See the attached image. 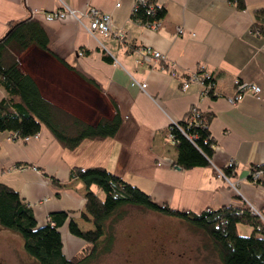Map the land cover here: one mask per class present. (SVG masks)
Masks as SVG:
<instances>
[{
  "label": "crops",
  "instance_id": "obj_1",
  "mask_svg": "<svg viewBox=\"0 0 264 264\" xmlns=\"http://www.w3.org/2000/svg\"><path fill=\"white\" fill-rule=\"evenodd\" d=\"M134 1L0 0V38L7 23L34 17L43 25L50 50L73 67L37 46L18 55L21 68L45 99L90 124L114 113L121 118L113 137L84 139L71 150L45 126L26 141H13L0 131V183L17 191L38 226L53 212H67L58 227L65 257L77 253L84 243L67 230L68 218L81 228L89 226L79 218L85 186L69 178L73 167H104L149 194L155 203L184 212L241 202L255 209L264 205V186L248 180L250 166L264 163V38L252 32L264 0H242L241 9L235 0H151L165 10L154 30L131 19ZM61 4L75 10L101 9L111 15L113 27L126 35L122 42L92 35L70 17L44 22L41 13ZM33 10L38 13L32 14ZM144 46L160 51L165 62L133 63L134 50ZM197 69L212 76L214 97L204 94L196 82L181 88ZM234 79L257 84L259 97L245 92L231 105L225 97L236 92ZM132 81L146 86L140 89ZM5 95L0 85V99ZM191 106L213 115L209 130L215 151L210 165L182 170L172 165L175 150L167 126L179 121ZM229 163L239 195L214 173L213 166L223 168Z\"/></svg>",
  "mask_w": 264,
  "mask_h": 264
},
{
  "label": "trees",
  "instance_id": "obj_2",
  "mask_svg": "<svg viewBox=\"0 0 264 264\" xmlns=\"http://www.w3.org/2000/svg\"><path fill=\"white\" fill-rule=\"evenodd\" d=\"M146 2L151 5V12L147 11L146 4L138 6L132 11L131 19L142 23L161 20L164 8L154 1ZM235 2L238 9L243 8L242 0ZM7 24L0 38V85L6 91L0 99V131L7 132L9 138L16 134V139H23L37 135L40 127L45 126L60 145L70 150L84 139L94 141L113 137L121 123L118 113L110 118H100L93 124L80 120L45 99L33 78L21 68L18 55L30 46H37L73 69L50 50L42 23L34 17H25ZM252 25V32L264 38V8L256 12ZM81 51L88 53L87 50ZM103 58L111 60L105 54ZM196 71L201 75L202 92L206 89L203 93L214 97L212 76L202 69ZM183 115L179 121L167 126L168 138L175 150L172 165L182 170L210 165L215 151V139L209 130L213 115L194 106ZM259 167L263 168L261 180L264 184L262 163L250 166V171ZM221 169L224 175L232 177L234 168L230 163ZM68 175L70 179H79L85 186L84 209L79 218L89 224L84 229L76 220L68 218L67 230L84 242L70 257H65L62 252L58 230L67 219V212H53L43 226H38L33 211L17 191L0 183V227L20 235L24 253L36 264H83L100 253L110 252L115 242L113 225L124 217L122 208L130 205L186 219L209 238L221 264H264V205L256 209L258 213L251 211L244 202L238 206L228 204L206 207L196 213L184 212L171 209L165 203H155L149 194L101 166L73 167ZM240 223L251 228L249 235L237 233Z\"/></svg>",
  "mask_w": 264,
  "mask_h": 264
},
{
  "label": "rangeland",
  "instance_id": "obj_3",
  "mask_svg": "<svg viewBox=\"0 0 264 264\" xmlns=\"http://www.w3.org/2000/svg\"><path fill=\"white\" fill-rule=\"evenodd\" d=\"M122 209L124 217L113 225L110 252L83 264H221L209 238L186 219L135 205ZM250 231L247 225L237 226L241 235ZM0 264H36L24 253L20 235L1 227Z\"/></svg>",
  "mask_w": 264,
  "mask_h": 264
},
{
  "label": "built area",
  "instance_id": "obj_4",
  "mask_svg": "<svg viewBox=\"0 0 264 264\" xmlns=\"http://www.w3.org/2000/svg\"><path fill=\"white\" fill-rule=\"evenodd\" d=\"M146 4L147 11L151 12L152 7L150 4H147L146 0H135L132 5V11L136 9L138 6H142ZM38 12L36 10H33L32 14H37ZM43 21H54L55 19L62 20L66 17L72 18L74 21H78L80 24H82L84 30L92 35L97 34L101 35L104 38H113L117 41L122 42L123 38L125 37V32L120 29H116L113 27V20L111 19V15L108 13L102 11L101 9H97L93 6H88L85 10H75L71 8L69 5L61 4L60 7L55 8V10L51 12H44L41 13ZM136 23L145 26L149 29L154 30L155 28L159 27L160 25V19H154L151 21H145L141 22L138 19H133ZM182 29L177 27V33H181ZM135 56L133 59V63L138 65H156V63H161L162 61L165 62V56L158 50H154L150 47H138L134 50ZM191 82H196L197 84L203 86V82H201V75L190 74L189 77L186 80L182 81L181 88L185 89L189 86ZM133 85L137 84L140 89L145 88V84L138 83L136 81H132ZM234 87H235V93L234 95L226 96L225 99L227 102H229L231 105H234L235 102L242 98V96L245 94V92H250L255 97H259L260 88L259 86L254 83H250L247 81H241L239 79H234ZM206 89H204L203 92H205ZM37 135H34L33 137H36ZM28 137H24L23 139H16V134L12 135V138H10L13 141H26L28 140ZM264 166V163H262ZM213 169L216 173V176L223 179L225 181V184L228 185V187L233 190L237 195L240 194V191L238 189V182L233 179L230 176L224 175L221 168L217 166H213ZM263 173V168L259 167V169H254L249 171L250 176V182L256 186H264L262 183L261 177ZM249 205V204H248ZM251 211L254 213H258L256 209L249 205Z\"/></svg>",
  "mask_w": 264,
  "mask_h": 264
}]
</instances>
